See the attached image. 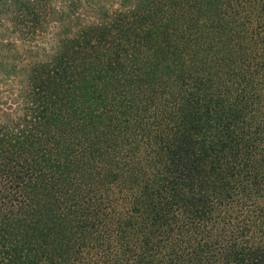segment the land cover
Segmentation results:
<instances>
[{
  "label": "trees",
  "instance_id": "16d2710c",
  "mask_svg": "<svg viewBox=\"0 0 264 264\" xmlns=\"http://www.w3.org/2000/svg\"><path fill=\"white\" fill-rule=\"evenodd\" d=\"M168 1H95L86 17L80 0H0V26L27 42L52 27L55 36L50 57L27 70L39 91L31 88L32 133L0 149V264H264V0H217L208 26L217 42L228 30L229 47L213 76L182 69L161 97L146 90L147 72L156 75L142 47L158 27L150 10L163 26L184 24L173 31L182 48L198 46L200 30ZM77 109L120 132L99 144L112 155L105 172L83 139L34 152L45 121ZM59 181L65 192L51 202L60 226L37 230L38 204Z\"/></svg>",
  "mask_w": 264,
  "mask_h": 264
},
{
  "label": "rangeland",
  "instance_id": "374dc122",
  "mask_svg": "<svg viewBox=\"0 0 264 264\" xmlns=\"http://www.w3.org/2000/svg\"><path fill=\"white\" fill-rule=\"evenodd\" d=\"M92 1V2H91ZM80 0L79 9L84 12L85 16H89L91 7L94 6L93 3L96 1L98 5H101L102 8H113L121 3V0ZM168 1V0H167ZM171 2V3H170ZM183 0H169L168 4H172L180 10L185 11L184 17H189V23H200L199 28L196 33L199 36H196L198 39V47L196 50L194 47L188 46L182 48L178 45L179 41L176 42L174 32L180 29L181 25L177 19L176 21L167 20V26H163L166 19L160 16L156 17L159 13L158 11H151L149 13L150 19H155L153 24H157L158 27L153 30L152 37L145 35L146 38L150 40V43L147 42L142 46L143 49L148 50L149 56L148 59L152 60V64L156 63L153 66V70L156 75H152L149 72L146 74L148 89L147 91L153 92L154 89L158 95V91L161 97H164L166 94V86L168 87L171 84V79L174 78V73H180L181 70H189V72L195 74H201L213 71L214 68H217L219 65L218 58L221 57L222 52L229 47V43L226 38L228 37L226 33H229L225 29L224 37L222 36L217 42L216 33L210 29L208 24L213 21V18L216 16L218 11V1L217 0H187V3H184ZM171 6V5H170ZM170 6H168L170 8ZM167 7V9H169ZM221 10L223 6H221ZM94 8H96L94 6ZM178 10V11H180ZM231 10L229 9V12ZM234 16V15H233ZM175 24V26L173 25ZM205 29V27H207ZM165 27V28H164ZM50 32L42 34L36 42H27L22 40L15 32H12L6 23L0 26V149L7 148L10 146V143L15 139L25 138L26 136L20 137L23 135V132H31L34 127L36 116L38 115L37 103H32L31 101V88L34 90V96L38 94L37 87L34 88L33 83L29 85V78L27 75L28 66L31 62L37 60H46L51 55V50L49 47L55 42L53 27L49 29ZM57 31V30H56ZM174 31V32H173ZM142 36V35H141ZM217 43L214 45L213 41ZM177 43V48H174L173 43ZM235 42L234 40L231 41ZM37 44V47L34 46ZM39 44V45H38ZM235 44V43H234ZM203 46V47H202ZM211 46V47H209ZM231 46V45H230ZM216 48V49H215ZM42 51H44L42 53ZM228 54V53H226ZM231 55V54H230ZM228 56V55H227ZM206 60H209L207 62ZM48 61V60H47ZM180 70V71H179ZM212 77V72L208 75ZM110 85V84H109ZM113 87V84H112ZM110 85V89H112ZM54 90L55 87L52 85ZM60 88L58 95L61 97L58 98V101H62L64 98V86H58ZM165 92V93H164ZM168 94V93H167ZM100 98V96L98 97ZM154 98V97H153ZM165 101V100H164ZM162 104H165L162 102ZM167 104V103H166ZM86 109V108H85ZM82 109L75 110V115H63L58 117L48 118L42 126L43 132L39 133L35 146H40V148L34 152L45 153V155H50L53 151L55 145L57 147H64V144L67 145L74 141L79 142L78 139H83L81 141L84 148L86 144L93 145V148L100 150L99 144H104L106 142L112 141L113 139L119 138L120 132L117 129L108 130L110 125L104 126L103 123L95 118L89 117V114L81 111ZM162 110V107L158 109V112ZM60 114V111H59ZM66 114V109H65ZM67 120V121H66ZM152 120H156V117ZM61 126L59 129L57 126ZM65 124V125H64ZM148 123H144V127ZM64 125V126H63ZM138 124H136L137 126ZM70 126L74 129V134L72 136H65L64 131L70 130ZM135 126V127H136ZM134 127V128H135ZM59 130V131H56ZM20 137V138H17ZM42 139L43 145H38L39 140ZM72 139V140H71ZM33 147H30L29 150ZM65 148H63L64 153ZM100 152V154H98ZM4 152H0L3 155ZM24 156H26V154ZM66 153V152H65ZM93 156L90 159V163L94 162V168H100L99 172H102L101 169L106 170V166L102 164L103 160H111L112 155L104 154L100 151L93 152ZM65 157V155H64ZM22 158H18V161ZM5 161L0 162V169L5 168ZM16 161V160H15ZM20 162V161H19ZM18 162V164H19ZM99 172L92 171L87 173L85 170L84 178H95L96 180H102L100 178ZM105 181V180H104ZM60 182V183H59ZM53 182L52 186L45 189V194L43 195L46 198L47 204L40 202L39 209L35 214L34 218L38 219V230L40 227H49V228H58L60 226L58 220H62L61 217H56V209L54 204L51 202L52 197L55 193H64L65 186L63 182ZM62 186V191L59 188V185ZM49 185V183H48ZM106 190H104V188ZM115 187L112 186H102L100 191L105 195L108 194L113 202H118L120 198L115 197ZM59 191V192H58ZM70 192V190H68ZM115 197V198H114ZM36 202L39 200V195H36ZM54 223V225H53Z\"/></svg>",
  "mask_w": 264,
  "mask_h": 264
}]
</instances>
